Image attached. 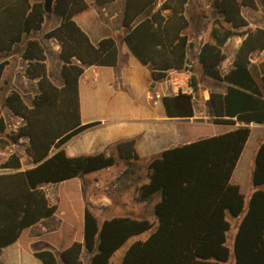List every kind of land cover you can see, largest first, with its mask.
Segmentation results:
<instances>
[{
    "label": "trees",
    "instance_id": "16d2710c",
    "mask_svg": "<svg viewBox=\"0 0 264 264\" xmlns=\"http://www.w3.org/2000/svg\"><path fill=\"white\" fill-rule=\"evenodd\" d=\"M114 1L95 0L99 6ZM188 2L126 0L122 21L125 42L144 65L152 66L154 81L163 80L171 70H188ZM214 5L231 28L216 21L213 41L204 43L198 56L204 73L227 85L225 93L210 94L213 122L226 126L264 124V71L258 73L252 67L254 54L264 52V29H251L243 15L244 8L258 7L257 0H214ZM88 7L85 0L54 1L52 13L61 17V23L46 37L55 38L61 45L64 86H56L49 78L41 43L29 40L23 58L28 61V77L38 80L39 94L30 106L17 91L5 99L6 106L25 123L17 134L8 137L10 141L1 138V142L28 139L26 154L35 166L21 170L16 153L0 165V171L6 170L0 172V249L22 237L27 247L25 231L58 214L59 198L52 204L45 185L80 179L118 164L115 157L103 153L70 157L64 149L72 138L98 124L81 123L79 79L84 67H114L120 56L114 38L94 45L75 22L74 17ZM47 16L44 0H0V51L10 53L24 35L41 30ZM236 34L245 38L232 69L223 74L221 65L227 58L223 47ZM8 65V60L0 62V81ZM190 80L198 95L195 76ZM162 101L170 118L194 116L193 95L179 93ZM4 130V120L0 119V134ZM250 135L248 126H237L153 157L148 163L149 180L137 191L140 202L159 197L154 206L155 229L149 219L131 215L101 220L89 205L81 204L83 220L71 229L75 231L74 240L69 242L72 244L58 251L45 239V243L33 245V256L42 264H83L86 250L90 264H110L131 238L151 232L147 239L129 247L121 264H229L232 252L235 264H264V140L256 152L252 178L256 189L247 209L241 187L231 181ZM117 148L128 172L140 160L136 139L124 140ZM229 216L241 218L232 248L228 245L232 228Z\"/></svg>",
    "mask_w": 264,
    "mask_h": 264
},
{
    "label": "crops",
    "instance_id": "0c3cea01",
    "mask_svg": "<svg viewBox=\"0 0 264 264\" xmlns=\"http://www.w3.org/2000/svg\"><path fill=\"white\" fill-rule=\"evenodd\" d=\"M85 1L88 3L89 7L86 11L74 17L75 22L89 36L94 45H98L104 38H114L118 45L120 56L118 64L114 67L94 65L84 67V73L79 79L81 123L87 124L95 122L98 124L80 133L66 143L64 149L67 155L75 157L103 153L115 157L119 164L124 161L119 158L117 145L124 140L136 139V149L140 156L139 161H147L148 164L153 157L160 155L169 148L182 146L203 139H186V131L181 129L180 124H190L192 126L190 130H192L202 124L209 123L207 121L209 118L207 109L209 105L212 108L210 102L211 92H226L227 85L224 82H222L226 86L224 91H209L204 88L202 83V79L207 75L203 71L198 56L203 44L213 41L212 30L210 33L211 40H206L199 46L193 42L194 48H189L188 57L191 58V50H193L195 54L194 60L190 62V64L193 65L192 71L187 69L171 70L163 80L154 81L152 79V66L144 65L133 54L125 42V28L122 26V21L126 0H115L103 6L96 4L95 0ZM190 1L191 0H189L186 6V17L189 21V27L185 32L189 37L188 31L191 26V20L187 11ZM206 1H208L206 7H210L211 3L214 5V0ZM257 3L258 7L256 9L248 7L243 9V15L249 22V27L253 30L256 28L264 29V0H257ZM159 6L160 3L158 4V7ZM219 16L220 17L214 21V25L216 21H220L226 28H231L224 20L223 15L219 13ZM60 23L61 17L53 13L51 15L48 14L41 30L33 31L29 35H24L22 41L16 44L10 53L0 51V54L5 56L0 62L4 60L9 61V65L0 83L6 82V74L12 71V77L8 82L15 85L8 90L4 97V103L6 97L12 91L20 93L28 106L32 105L33 99L39 94L38 80L28 77L26 73L28 61L23 58V53L29 40H38L41 43L45 49L49 78L56 86H64V79L62 76L63 61L60 57L61 45L55 38L46 37V34L59 26ZM244 38L245 36L236 34L224 45L223 51L227 58L221 65V71L225 68V74L232 69L236 53ZM13 58H15V60ZM75 63L82 65L79 61H75ZM252 67L258 73L264 71V52L254 54L252 58ZM191 76H195L200 89V99H197L195 96L199 108L197 109L195 104V113L192 118L168 117L162 101L163 97L176 95V89L173 83L185 82L189 80ZM17 84L22 86L19 87ZM25 85L26 87L29 86L30 89H27ZM13 116H15L13 111L7 107L5 103V115L3 119L5 124L4 135H7L6 125ZM210 116H212V114H210ZM213 124L215 123L213 122ZM238 125L239 124L234 127L236 128ZM243 125L249 126V124H241L240 126ZM28 144V139L21 138L18 142L11 141L5 148H0V165L4 163L11 154L16 153L20 156L22 164L21 170L34 167L35 164L26 154V147ZM111 170L112 168H109L92 173L94 175L92 181L95 186V194L93 196L89 194L90 201H88V205L101 220L131 215L124 211L116 213L118 215L114 214L108 218L106 217L107 214H113L112 212L115 210L114 203L108 194L105 193L108 188L107 183L110 181L107 175L111 174ZM236 170L238 173V165L234 173ZM148 180L147 178L145 183H147ZM231 181L233 184L239 185L241 191L243 190L240 180L234 179V174ZM48 187L55 192L54 195L57 197L60 184H48L43 187L50 202L54 204V195L50 197L47 190ZM252 193L249 194V199ZM136 195L138 198V191ZM117 206L124 210V206H127V203ZM57 216L58 214L54 217L46 218L25 231L23 236H26L29 240L27 247L22 244V237L16 243L0 249V264H42V262L32 254L33 245L42 243V240L46 239L48 245L58 249V246L47 238L51 231L57 230V232H59L64 228V219L62 218L58 221L59 219H57ZM235 219L241 220V218ZM53 221L54 223L50 224ZM71 244L72 243L62 246L68 247Z\"/></svg>",
    "mask_w": 264,
    "mask_h": 264
},
{
    "label": "rangeland",
    "instance_id": "374dc122",
    "mask_svg": "<svg viewBox=\"0 0 264 264\" xmlns=\"http://www.w3.org/2000/svg\"><path fill=\"white\" fill-rule=\"evenodd\" d=\"M208 1L206 0H191L188 7V16L191 20V26L188 31L190 35L191 42L196 43L199 46L206 40H211V30L214 26V21L218 19L219 13L211 3L210 7H206ZM52 14V13H51ZM50 14V15H51ZM120 39V38H119ZM190 50V49H189ZM197 53V52H196ZM191 58L190 62L194 60V51H190ZM4 55L0 54V61L4 58ZM15 60V58H13ZM191 65L190 69H193V65ZM10 71V70H9ZM223 73L225 74V68H223ZM23 72V71H22ZM12 71L6 74V82L0 83V119H4L5 115V103L4 97L7 94L8 90L13 88L15 85L11 82H8L12 77ZM24 75V73H23ZM22 79V77H21ZM202 83L205 89L209 91H224L225 84L220 81L214 80L211 77H204L202 79ZM22 84V83H21ZM19 87L22 85L17 84ZM26 87V85H25ZM30 89V87H26ZM197 99H200V93L196 95ZM30 102V101H28ZM195 104L198 107V102L195 100ZM207 114H209L208 122L206 124H202L201 126L190 130L192 127L190 124L183 123L180 124L181 129L186 131V139H199V138H207L211 136H216L219 134H223L231 131L234 126H225L213 124V112L212 108L209 105L207 109ZM212 114V116H210ZM239 124L238 126H240ZM251 129V136L247 142L245 150L242 154V157L239 161L238 173L237 170L234 173V179H239L241 185L243 187V194L245 195V203L246 209L249 202V194L255 191V187L252 182L253 173L255 169V157L259 144L264 140V124H249L248 126ZM1 138L5 141V139L9 140L7 135L0 134V145H4V147L8 146V144L1 142ZM10 141V140H9ZM127 166L124 162L119 163L118 165L112 167L111 174H108L107 185L108 188L105 193L111 198L112 202L115 205V210L112 212L113 214H107L106 217H110L112 215H118L116 213L120 212H128L136 217L147 218L150 221L154 222V229L157 227V218L155 215V203L158 201V197L154 198V200L150 202H140L137 198L136 192L139 186L144 184L148 178V164L147 161H137L133 164L132 167L129 168L128 172H125ZM238 169V168H237ZM6 170H1L0 172H4ZM94 175L88 174L83 178L74 179L71 181L60 183V187L58 188L57 197L54 195L55 192L48 187V194L50 197L54 195V203L57 202L59 198V211L57 219L60 221L62 218L65 221L64 230L57 232L51 231L48 236L51 242H54L55 245L58 246V251H61L69 242L74 240L75 231L71 232V229L75 226L76 222H81L83 220V213L81 211V204L88 205L89 194L92 196L95 194V186L92 181ZM83 188V190H82ZM123 203H127V206H124V210L119 208L117 205H121ZM231 223V230L228 232V245L230 248L233 246V240L235 238V234L237 232V228L239 225V220L235 219L231 216L228 217ZM54 221L50 224H53ZM151 232H146L140 236H136L131 238L112 258L110 264H121L124 254L127 252L129 247L138 240H145L150 236ZM45 243V242H43ZM44 245H41L43 247ZM83 264H90V255L84 250V254L82 255ZM61 262V261H60ZM229 264H235V256L232 252L230 257Z\"/></svg>",
    "mask_w": 264,
    "mask_h": 264
},
{
    "label": "built area",
    "instance_id": "2783aa9c",
    "mask_svg": "<svg viewBox=\"0 0 264 264\" xmlns=\"http://www.w3.org/2000/svg\"><path fill=\"white\" fill-rule=\"evenodd\" d=\"M191 65L188 66V70H190ZM176 95L179 93L193 95L196 96L194 87L191 83V80H187L185 82H174ZM15 115V114H14ZM25 121L22 117L17 115L13 116L6 125V133L7 136L10 137L11 135H15L19 132L20 128L24 125ZM23 139V138H22Z\"/></svg>",
    "mask_w": 264,
    "mask_h": 264
},
{
    "label": "water",
    "instance_id": "95a60500",
    "mask_svg": "<svg viewBox=\"0 0 264 264\" xmlns=\"http://www.w3.org/2000/svg\"><path fill=\"white\" fill-rule=\"evenodd\" d=\"M55 0H44V10L47 14H51L53 12V5ZM190 49L194 48V43L191 42L189 45Z\"/></svg>",
    "mask_w": 264,
    "mask_h": 264
}]
</instances>
